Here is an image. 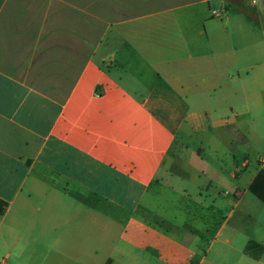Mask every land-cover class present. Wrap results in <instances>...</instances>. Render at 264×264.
<instances>
[{
	"label": "crops",
	"instance_id": "1",
	"mask_svg": "<svg viewBox=\"0 0 264 264\" xmlns=\"http://www.w3.org/2000/svg\"><path fill=\"white\" fill-rule=\"evenodd\" d=\"M197 135L211 165L168 178ZM251 187L264 0H0V264H264Z\"/></svg>",
	"mask_w": 264,
	"mask_h": 264
},
{
	"label": "rangeland",
	"instance_id": "2",
	"mask_svg": "<svg viewBox=\"0 0 264 264\" xmlns=\"http://www.w3.org/2000/svg\"><path fill=\"white\" fill-rule=\"evenodd\" d=\"M203 135H197L195 140H192L189 145H181L180 147L173 146V148L169 151V154L167 156V159L165 160V166H169V176L168 178H171V173L177 172L175 171V168L179 167L180 163L182 162H187L188 164L192 165L194 168H199L203 169L206 167L207 164L211 165L213 162V157L209 154L206 153L204 154V160H200L199 158L196 157V154H202L201 148H203V145L200 144L202 141ZM194 150L193 155L191 153H188V149ZM254 165H257L256 162ZM192 169H191V172ZM167 179V178H166ZM204 177L201 179H198L190 174L189 179L185 181L184 185L185 187L190 190L194 191L196 189V186L198 184H202L204 182ZM181 184V183H180ZM160 178L155 179V182L151 186V190L153 193H155L154 198V207L157 212L162 213L166 217H171L173 214H176L179 212L178 208V202L181 201V196L179 193H175L174 195L170 193L167 189H160ZM220 188V187H219ZM160 189V190H159ZM251 197V196H249ZM251 199V198H249ZM254 199V198H253ZM256 201V200H255ZM179 210V211H177ZM177 211V212H176ZM174 212V213H173ZM149 219L154 220V216H149ZM253 219L254 223H256L257 226L263 225V220H264V207L261 208L260 204H256L254 210H253Z\"/></svg>",
	"mask_w": 264,
	"mask_h": 264
},
{
	"label": "trees",
	"instance_id": "3",
	"mask_svg": "<svg viewBox=\"0 0 264 264\" xmlns=\"http://www.w3.org/2000/svg\"><path fill=\"white\" fill-rule=\"evenodd\" d=\"M251 191L264 200L262 197L264 196V187H260V189H258V187H251ZM7 207L8 204L0 199V218L5 214ZM262 250V247L254 242L248 243L245 248V252L254 258H259Z\"/></svg>",
	"mask_w": 264,
	"mask_h": 264
}]
</instances>
